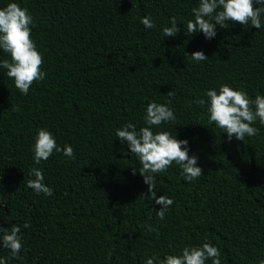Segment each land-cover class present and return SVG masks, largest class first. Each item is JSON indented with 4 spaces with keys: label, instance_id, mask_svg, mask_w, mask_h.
I'll return each instance as SVG.
<instances>
[{
    "label": "trees",
    "instance_id": "obj_1",
    "mask_svg": "<svg viewBox=\"0 0 264 264\" xmlns=\"http://www.w3.org/2000/svg\"><path fill=\"white\" fill-rule=\"evenodd\" d=\"M13 2L33 17L31 38L46 75L22 95L0 67V237L19 225L23 243L20 260L3 247L0 258L8 264H145L210 243L221 264H260L264 126L257 120V136L228 141L208 124L207 105L196 101L224 84L253 99L264 96V27L226 21L228 28L216 25L211 40L200 32L186 35L200 0H0V9ZM253 7L264 5L254 0ZM143 17L155 28L145 29ZM173 17L181 31L164 37ZM195 51L208 60H191ZM4 59L10 56L0 49ZM170 91L175 96L168 104ZM152 102L175 110V121L153 132L187 140L188 155L203 169L192 182L175 163L156 175L157 197L174 201L164 220L156 216L160 205L141 198L149 195L142 166L115 135L126 123L146 126ZM41 129L59 147L70 145L74 158L54 151L36 165L33 145ZM33 167L42 169L51 196L27 187Z\"/></svg>",
    "mask_w": 264,
    "mask_h": 264
},
{
    "label": "clouds",
    "instance_id": "obj_2",
    "mask_svg": "<svg viewBox=\"0 0 264 264\" xmlns=\"http://www.w3.org/2000/svg\"><path fill=\"white\" fill-rule=\"evenodd\" d=\"M253 3L254 0H200L199 6L193 9L195 18L187 22L184 33L192 35L200 32L206 39L211 40L216 36V25L228 28L226 21L243 26L250 24L259 30L264 27L261 19L264 7L254 8ZM255 3L264 5V0H255ZM140 22L145 29L155 28L150 17H143ZM33 23V17L28 10L17 3H8L0 9V49L10 56V60L0 61V67L7 69V76L13 79L15 87L22 95H27L31 85L42 81L46 75L41 71L42 54L31 38L30 26ZM170 25L162 30L164 37H176L181 31L175 17L171 18ZM189 58L196 62L208 60L202 51L193 52ZM167 95L170 104L175 92L170 91ZM205 96L207 99L197 100V105H207L208 124L214 123L221 132H225L228 141L235 138L243 142L246 137L257 136L259 129L252 126L257 120L264 126V96L257 94L253 99L246 92L234 90L227 84L221 85L218 90H207ZM168 104L149 103L144 116L146 126L137 130L135 124L126 123L115 133L122 144L127 142L131 155L138 157L142 166L139 173L149 194L142 193L141 198H151L155 204L160 205L156 211L159 220L165 219L174 201L165 195L157 197L156 175L165 172L173 163L180 167L181 176L186 182L195 181L203 174V169L197 166L198 158L188 155L187 140H177L167 131L153 132V127L159 128L164 123L175 121V110ZM54 151L62 152L70 159L74 158L70 145L61 148L52 133L45 129L39 130L33 145L34 163L39 165L42 161H47ZM136 172L133 168L132 174L135 175ZM29 176L32 178L27 181L28 188L36 194H53V189L44 183L42 169L33 167ZM28 227V223L23 224V228ZM146 229L149 232L155 231L151 225H146ZM0 247L7 249L12 258L20 260L19 253L23 249L21 226L13 224L10 230L5 229L0 237ZM209 259L211 264H221L219 249L210 243H204L201 247H184L180 255L168 254L162 260L152 256L145 264H206ZM0 264H8V261L0 258ZM260 264H264V260Z\"/></svg>",
    "mask_w": 264,
    "mask_h": 264
}]
</instances>
